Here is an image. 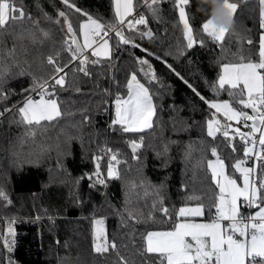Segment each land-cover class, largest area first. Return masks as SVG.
<instances>
[{
	"label": "trees",
	"instance_id": "1",
	"mask_svg": "<svg viewBox=\"0 0 264 264\" xmlns=\"http://www.w3.org/2000/svg\"><path fill=\"white\" fill-rule=\"evenodd\" d=\"M229 2L237 4L234 23L224 40L217 43L202 30V23L210 18L211 5L205 0H190L186 7L190 23L205 45L183 50L186 41L174 0H160L157 17L145 7V0H135V12L143 11L148 23L131 30L124 27V35L139 47L123 44L113 32L110 57H95L86 51L89 61H100L87 64L88 75L73 71L78 62L69 63L64 69L68 73L65 86H57L52 97L57 100L60 115L29 125L22 121L18 109L25 96L39 99L36 91H25L31 88L32 77L51 73L49 55L60 51L61 63L70 55L62 49L66 37L61 26L53 22L57 9H67L61 0H15L31 20L15 21L0 30V90L6 95L0 99V188L11 201L0 199V264H121L120 257L129 264H160L157 254L144 251L147 232L172 230L182 206L203 203L204 217L215 218L219 190L206 167L208 160L215 159L210 148H217L233 179H238L239 173L231 165L242 159L244 165L251 166L252 157L245 159L243 142L232 127L228 129L229 138L219 132L215 138L207 135L209 119H219L222 125L229 123L219 113L213 117L215 110L176 73L206 100H229L234 107L242 108L226 90L214 94L211 84L218 77L219 62H238L240 56L249 55L253 61L258 59L264 29L260 27L259 0ZM75 3L101 23L114 22L113 0ZM69 15L77 28L80 16L74 11ZM31 21H38V25ZM40 29L49 36L43 37ZM148 29L152 38H142L140 33ZM77 36L81 42L79 32ZM137 58L149 61L158 82L148 84ZM133 71L150 87L155 112L150 128L125 133L112 121L116 117V95L127 98L126 81ZM243 110L252 114L251 109ZM241 122L242 132H248ZM131 140L142 144L135 158ZM108 149L120 161L118 178L107 176ZM254 159L255 181L259 183L264 180V161ZM97 164L105 180L103 185L96 183L93 175ZM161 201L168 215L161 211ZM246 209L241 205L243 215ZM256 210L252 208V213ZM100 219L118 254L111 249L108 253L95 252L93 225ZM8 223L16 228L11 252L4 247Z\"/></svg>",
	"mask_w": 264,
	"mask_h": 264
},
{
	"label": "snow or ice",
	"instance_id": "2",
	"mask_svg": "<svg viewBox=\"0 0 264 264\" xmlns=\"http://www.w3.org/2000/svg\"><path fill=\"white\" fill-rule=\"evenodd\" d=\"M64 9H57V15L53 21L61 26L65 34L62 40V49L70 53L67 60L60 62V51L47 57V63L52 66V71L47 77H32V86L25 91H37L39 99H33L31 95L25 96L23 106L18 112L23 122L32 125L33 122L39 124L42 120H52L60 115L57 100L52 98L55 95L57 86L63 88L66 83L67 72L64 71L69 63L78 62V66L73 71H79L88 75L87 64H97L98 59L89 61V56L85 54V49H92L91 55L95 57H110V47L108 32L112 31L123 44H134L131 37L124 35L125 25L129 30L136 28L137 25L147 26V19L141 13H137L132 19L134 12L133 0H113L114 22L101 23L99 18H93L89 13L77 7L75 0H61ZM175 7L178 9L179 20L183 26V38L186 41L183 50L192 49L195 45L203 47L205 41L198 38L192 24L186 7L190 0H174ZM261 5L260 27L264 29V0H259ZM160 0H145V7L153 14V17L159 15ZM224 8L231 16L237 9V4L224 0ZM75 12L80 16L81 22L77 28H74L71 21L70 12ZM46 18L52 19L51 17ZM31 20L30 14H26L23 6H17L15 0H0V30L6 29L8 25L15 21ZM38 25V21H31ZM203 32L213 41L219 43L224 40L225 34L229 29L217 27L210 16L202 23ZM43 37L47 38L49 32L40 29ZM79 32L83 36V43L77 36ZM141 37L152 38L150 29L140 33ZM249 43L251 41L249 40ZM95 45V47H94ZM183 50L181 54H183ZM14 53V49L10 50ZM146 51V50H145ZM245 60L247 62H245ZM139 71L147 78L149 85L153 81L158 82L154 69L147 59L137 58ZM166 63V61H165ZM171 68V65H168ZM220 69L218 77L212 82L211 87L214 94L220 90H226L230 97L236 98V103L240 107H234L229 100H206L187 80H184L179 73L176 75L192 89V91L205 103L210 109H214L213 117L216 113H222L228 121H243L249 128L248 132L240 131L235 128V133L239 135L242 141V151L245 159L250 154L264 161V34L259 38L258 59L253 61L251 56H240L238 62H219ZM175 72V69H172ZM23 74V72H21ZM207 83V81H206ZM227 86V88H226ZM78 90V89H77ZM127 98L125 99L119 93L116 95V117L112 121L113 125L122 126V131L136 132L152 126V117L155 112L152 93L150 87L142 83L137 78V72L130 73V78L126 81ZM49 98H45V97ZM6 98L3 90H0V99ZM243 108L252 110V114L244 111ZM7 110V109H6ZM251 121L249 125L247 122ZM207 135L215 138L216 134L222 133L225 138H229L228 129L230 124H221L219 119H209L207 122ZM256 133H259L257 138ZM235 137L233 136L232 139ZM143 137L140 138L142 142ZM137 140L129 141L133 152V158L138 148L142 146ZM231 145V139L228 140ZM257 143L260 150L256 151ZM232 147V151H235ZM107 151L111 152V149ZM214 160L207 161V169L210 170V179L215 182L219 190L218 202L215 204V218L208 223H196L189 218L201 217L204 215L203 203H197L194 206H182L177 215L182 218V222L175 223L174 228L168 231H149L144 237V251L146 253L157 254L160 264H264V180L257 183L251 178L253 169L245 167V160L237 159L231 165L235 171H238L242 178V186L236 179L230 177L226 168L225 159L217 152L216 147L210 148ZM111 161H115L113 164ZM120 161L116 154L111 155L107 168L108 177H117L119 173L116 164ZM96 183L103 185L105 180L99 171L97 164ZM91 179V176H89ZM241 198H243L241 200ZM0 199L11 203L7 193L0 188ZM161 211L168 215V210L163 207L161 201ZM241 205L246 208L258 209L253 214L245 216L241 212ZM222 221H227V229ZM14 222V221H13ZM96 225L93 235V247L95 252L104 253L109 249L117 251L115 241H109L103 228V220L94 221ZM238 234V236H237ZM14 230L9 226L4 238V247L7 251L12 250L14 245ZM13 237V239H9ZM190 238V239H188ZM121 264H129L124 257H120Z\"/></svg>",
	"mask_w": 264,
	"mask_h": 264
},
{
	"label": "rangeland",
	"instance_id": "3",
	"mask_svg": "<svg viewBox=\"0 0 264 264\" xmlns=\"http://www.w3.org/2000/svg\"><path fill=\"white\" fill-rule=\"evenodd\" d=\"M133 3H134V12L131 14V16H129V17H126V20L127 19H130L134 14H135V0H133ZM110 34V32H108V35ZM226 35V34H225ZM82 36V35H81ZM82 38H83V36H82ZM94 47H95V45H94ZM109 47L111 48V46H110V43H109ZM89 50V49H88ZM34 99V98H33ZM38 100V99H37ZM219 114H221L222 115V118H224V119H226L227 120V118L222 114V113H219ZM56 117H58V116H56ZM56 117H54V118H56ZM53 118V119H54ZM43 121V120H42ZM228 121V120H227ZM229 123H230V125H231V127H233L234 129L235 128H237V127H239V128H241L240 127V121L238 122V121H228ZM240 131H242V129H240ZM256 136H259V133H256ZM256 151H258V147L256 146ZM251 155V157H252V165L251 166H248V165H244L245 167H249V168H254V166H256V164H255V159L254 158H256V156L255 155H252V154H250ZM254 173V171L252 172V175H251V177L254 179L255 178V174H253ZM258 210V209H257ZM254 213V212H253ZM252 213V214H253ZM204 214H205V212H204ZM191 221H193V222H196V223H208V222H211V219H206L205 217H204V215L203 216H201V217H195V218H189ZM179 222H182V218H180L179 217V220H178V223ZM224 222L225 221H222L221 223L222 224H224ZM9 226H11V228L14 230V233H16V228H15V225L14 224H12V223H8L7 224V226H6V230H5V234L7 233V230H8V228H9ZM95 227H96V225L94 224L93 225V235H94V229H95ZM103 228H104V230H105V233H106V226H105V222L103 221ZM225 231H228L227 229H226V226H225V229H224ZM157 231H163V230H157ZM107 236V235H106ZM237 236H238V234H237ZM14 237H15V235H14ZM9 239L11 240V239H13V237H9ZM188 239H190V238H188ZM13 247H14V245H12V250H13ZM11 250V251H12ZM10 251V252H11ZM110 251V249L107 251V252H104V253H108ZM9 252V251H8Z\"/></svg>",
	"mask_w": 264,
	"mask_h": 264
},
{
	"label": "clouds",
	"instance_id": "4",
	"mask_svg": "<svg viewBox=\"0 0 264 264\" xmlns=\"http://www.w3.org/2000/svg\"><path fill=\"white\" fill-rule=\"evenodd\" d=\"M205 2L211 5L210 16L213 23L217 27H223L230 30L233 26V21L227 10L224 8V0H205Z\"/></svg>",
	"mask_w": 264,
	"mask_h": 264
},
{
	"label": "built area",
	"instance_id": "5",
	"mask_svg": "<svg viewBox=\"0 0 264 264\" xmlns=\"http://www.w3.org/2000/svg\"><path fill=\"white\" fill-rule=\"evenodd\" d=\"M137 13H141V14H143L144 16H145V18H146V15H145V13L143 12V11H139V12H135V14L130 18V19H132L133 17H135L136 16V14ZM137 27V26H136ZM125 28H127V26L125 25ZM135 29V28H134ZM104 38H106V39H108V42H111L112 41V39H113V32H110V34L107 36V37H104ZM111 51H112V53H113V48H111ZM35 95H37L38 97H39V94H38V90L35 92ZM47 97V96H46ZM40 98V97H39ZM249 131V130H248ZM259 136H257V138H258ZM257 147L259 146L258 145V143H257V145H256ZM111 153L109 152V151H106V157H105V159H106V162H107V164H109V162H110V159H111ZM118 159V158H117ZM119 160V159H118ZM113 164H115V161H111ZM116 169H117V171H118V173H119V176H120V163L119 164H116ZM118 176V177H119ZM250 214H252V208H247L246 209V211H245V216H248V215H250Z\"/></svg>",
	"mask_w": 264,
	"mask_h": 264
},
{
	"label": "crops",
	"instance_id": "6",
	"mask_svg": "<svg viewBox=\"0 0 264 264\" xmlns=\"http://www.w3.org/2000/svg\"><path fill=\"white\" fill-rule=\"evenodd\" d=\"M81 42L83 43V38H82V36H81ZM85 51H87V52H90V51H92V49H85ZM110 53H112V51H111V48H110ZM229 123V122H228ZM242 122L240 121V124H241ZM230 124V123H229ZM232 129H234L233 127H232ZM235 130V129H234ZM239 173V172H238ZM254 174V173H253ZM252 178V177H251ZM253 179V178H252ZM237 180V183L238 184H240L241 186H242V184H243V178H242V176H241V174L239 173V178L238 179H236ZM253 180H255V178L253 179ZM243 198H241V200H242ZM257 211V210H256ZM255 212V211H254ZM227 221H225L224 222V225L226 226V229H227ZM228 230V229H227Z\"/></svg>",
	"mask_w": 264,
	"mask_h": 264
},
{
	"label": "water",
	"instance_id": "7",
	"mask_svg": "<svg viewBox=\"0 0 264 264\" xmlns=\"http://www.w3.org/2000/svg\"><path fill=\"white\" fill-rule=\"evenodd\" d=\"M85 53H86V51H85ZM130 149H131V147H130ZM131 151H132V149H131ZM138 152V149H137V151H136V153ZM133 153V152H132Z\"/></svg>",
	"mask_w": 264,
	"mask_h": 264
}]
</instances>
